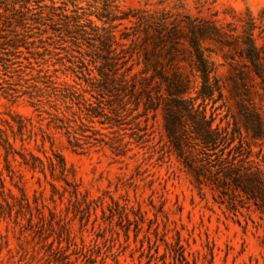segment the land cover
Wrapping results in <instances>:
<instances>
[{"label": "rangeland", "instance_id": "374dc122", "mask_svg": "<svg viewBox=\"0 0 264 264\" xmlns=\"http://www.w3.org/2000/svg\"><path fill=\"white\" fill-rule=\"evenodd\" d=\"M35 1L28 13L40 23L32 32L43 39L40 52L49 48L59 64L71 60L83 68L98 60L97 33L110 30L141 66L150 56L169 75L177 71L190 80L191 96L201 81L195 37L215 87L207 114L229 131L239 129L244 152L261 160L264 90L254 62L264 70V0H108L116 18L111 24L87 15L83 1ZM136 114L112 129L95 124L112 148L75 151L25 100L0 94V127L8 129V121L16 131L20 117L27 124L28 157L44 159L53 149L68 169L66 183L48 170L45 177L28 169L18 155L8 168L0 147V175L12 196H6L12 211L4 202L0 209V264H53L65 257L70 264H264V214L212 180L221 152L200 155L214 167L211 174L203 170L199 183L172 149L163 111L134 121ZM45 133L53 146L48 140L42 145ZM8 134L20 149L19 138ZM59 242L62 250L53 252Z\"/></svg>", "mask_w": 264, "mask_h": 264}, {"label": "trees", "instance_id": "16d2710c", "mask_svg": "<svg viewBox=\"0 0 264 264\" xmlns=\"http://www.w3.org/2000/svg\"><path fill=\"white\" fill-rule=\"evenodd\" d=\"M69 1L75 6L82 1L86 3L90 11L87 15H95L103 24H111L116 19L110 14L108 0ZM32 3L35 5L37 1L0 0L2 96L14 102L25 100L38 116L48 121L50 127L66 137L68 145L75 151L101 145L112 148V143L105 139L107 134L95 127L97 123L107 125L103 129H112L126 123L122 122L123 119L133 112L138 113L133 116L136 121L141 116L161 109L170 145L183 164L195 173L197 181L201 182L204 169L211 174L210 166H213L210 162L203 163L200 155L209 152L217 154L220 151V161L212 177L213 182L217 187L231 188L241 200L252 203L264 214V153L259 162L251 159L252 152H244L239 129L229 131L228 127L215 124L214 113L207 114V101L213 99L215 87L210 83L212 69L195 37L191 45L195 70L201 81L196 95L191 96L190 80L177 71L169 75V69L150 56H147L141 66L135 54L129 53L124 44L117 42L110 30L104 34L97 33L99 43L95 45V52L98 60L90 64L83 62V68L71 60L70 64H59L49 48L44 49L45 53L40 52L44 46L37 45V41L42 45L43 39L32 32L40 21L28 13L33 7ZM77 18L78 16L73 17L74 20ZM88 21L93 24L91 19ZM97 30L96 27L95 31ZM138 66L140 68L137 69ZM254 66L264 90V70L256 62ZM141 106L143 111L139 112ZM19 119L16 131L8 121V129L0 127V147L6 152L8 168L11 160L16 161L18 155L20 163L28 169L40 172L45 177L48 170L52 179L68 183V169L62 154L52 149V154L45 155L44 159L32 153H28V157L25 153L27 124L20 117ZM8 130L14 139L19 138L20 149H16L10 141ZM237 138L238 144H235ZM45 140L50 141L53 146L49 133L44 134L42 145ZM36 143L39 146L37 141ZM197 162H201V166ZM10 171L13 172L11 169ZM4 182L0 175V209L3 208V202L10 209L8 197L12 196L5 194ZM51 187L57 190L53 183ZM61 250L60 242L58 247L52 248L53 252ZM65 258H54L52 262L70 264L64 261Z\"/></svg>", "mask_w": 264, "mask_h": 264}]
</instances>
